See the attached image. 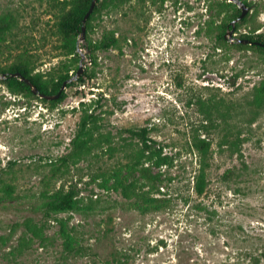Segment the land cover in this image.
<instances>
[{
    "label": "rangeland",
    "instance_id": "rangeland-1",
    "mask_svg": "<svg viewBox=\"0 0 264 264\" xmlns=\"http://www.w3.org/2000/svg\"><path fill=\"white\" fill-rule=\"evenodd\" d=\"M63 1L0 0V67L71 75L56 103L0 84V264H264V54L235 46L264 35V0H241L226 41L242 13L228 0H98L73 55ZM87 114L95 149L65 162ZM145 128L146 152L126 132ZM71 190L74 209L46 211Z\"/></svg>",
    "mask_w": 264,
    "mask_h": 264
},
{
    "label": "trees",
    "instance_id": "trees-1",
    "mask_svg": "<svg viewBox=\"0 0 264 264\" xmlns=\"http://www.w3.org/2000/svg\"><path fill=\"white\" fill-rule=\"evenodd\" d=\"M93 0H64V9L63 14L60 19V33L63 37L65 42V48L68 50L69 54L73 55L76 54L77 47L75 44L72 43V38L74 36H78L82 33V29L84 26V18L87 15L90 7L92 5ZM227 6H234L233 3H229L226 1ZM246 4V3H245ZM251 4V3H250ZM247 5V4H246ZM248 6V5H247ZM249 7V6H248ZM96 9V8H95ZM94 9V11H95ZM94 13V12H93ZM92 13V14H93ZM242 14V13H241ZM241 15H238L236 19H238ZM249 14L238 23L237 29L242 26L244 23L248 21ZM91 18V16H90ZM87 21V28L90 29L91 19ZM14 23V19H11L7 22H0V46L2 42L6 40V36L12 30V26ZM225 27V31L222 32L221 38L222 40L226 41V33L227 31L232 29V24H228ZM236 29L235 33H238ZM237 43L235 46L239 50H253L255 52L264 54V35H243L239 39H237ZM241 41H247V43H241ZM115 45V41L111 40L108 44L104 46L105 49H109L110 47ZM13 74H20L21 77L14 78L12 77ZM0 75H7V78L4 80H0V84L7 86V88L15 94L18 95H25L30 97H35L33 95L31 87L21 81V78H25L30 80L32 84H34L37 89L39 90V94H44L47 96H56L64 83H66L70 78L69 72L64 74L58 79H45L41 74H35V67L30 59L20 58L17 62L10 65L9 67H0ZM87 75L85 76V78ZM84 80V78L82 79ZM38 98V97H36ZM66 99V95L62 93L60 99L57 101H53L51 103L61 102ZM47 102L46 100H43ZM100 127L97 121L93 118L92 115H85L82 118L78 133L76 138L72 142V152L68 155V157L64 158L63 161L67 162L69 160L76 161L82 160L93 153L95 149V137L96 134L99 132ZM132 137L138 139L141 150L142 151H150L155 144V141L149 137L148 129H140V130H126ZM198 149L202 152L204 156L207 155L208 150L210 148V144L207 142H202L201 145H197ZM131 158V161L128 164V168L132 173H141L144 177H150V169L146 167V164L140 165L137 160L136 155ZM159 164V163H155ZM209 165L204 164L203 168L201 169L200 175L197 177V193L199 195L204 194L206 190V167ZM4 191L8 195H12L14 193V189L12 186L6 185ZM74 191H69L67 194L62 192L57 193L55 203H47L45 209L47 212H64L75 208V196ZM64 232V230H63Z\"/></svg>",
    "mask_w": 264,
    "mask_h": 264
},
{
    "label": "water",
    "instance_id": "water-1",
    "mask_svg": "<svg viewBox=\"0 0 264 264\" xmlns=\"http://www.w3.org/2000/svg\"><path fill=\"white\" fill-rule=\"evenodd\" d=\"M97 1L98 0H93L92 5L90 7V10L88 11L87 15L84 18V21H83L84 26H83V29H82V35H83V37L85 36V33H86V26H85V24L87 23L88 19L90 18V16L94 12V9L96 8V5H97ZM228 2L234 3V4H236L238 7H240L242 9L241 16L232 23V31L230 32V35L232 37L233 34H234V31L236 29V25H238V23L240 21H242L249 14L250 7H248L241 0H228ZM242 42L243 43H247V41H241V43ZM82 74H83V67L80 68V70H79V72H78L77 75L78 76H81ZM12 77L19 78V77H21V75L20 74H13ZM6 78H7V75H0V80H4ZM21 81H24L25 83H27L31 87L32 92H33L34 95H37V96L41 97L42 99H46V100H49V101H56V100L60 99V97H61V95H62V93H63V91L65 89V85H64L62 87L61 91L56 96H47V95H44V94H39V90L37 89V87L34 84H32L30 82V80L25 79V78L22 77L21 78Z\"/></svg>",
    "mask_w": 264,
    "mask_h": 264
}]
</instances>
